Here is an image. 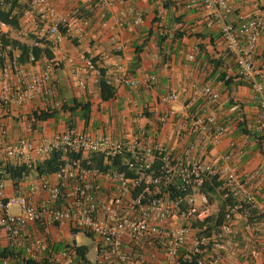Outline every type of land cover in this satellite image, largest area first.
<instances>
[{
  "label": "built area",
  "instance_id": "built-area-1",
  "mask_svg": "<svg viewBox=\"0 0 264 264\" xmlns=\"http://www.w3.org/2000/svg\"><path fill=\"white\" fill-rule=\"evenodd\" d=\"M16 0H0V8L7 9ZM193 0H186L190 7ZM123 3V0H117ZM24 13L35 12L41 19L40 37H45L53 44H60L65 34L60 30L61 22L55 16L54 7L49 0H18ZM104 10L110 7L111 0H96ZM207 19L209 24H221V36L227 50L231 53L239 76L248 79L259 95L261 115L259 122L264 123V90L259 78L264 76V60L256 63L259 39L264 32V16L257 13L251 16L237 10L233 22H226V17L233 11L228 0H207ZM102 18L105 13L100 15ZM142 22V13L137 12L133 23ZM124 20L117 19L115 25L122 27ZM8 25L0 20V57L4 66L0 74L8 69H15L21 85L10 91L7 85L0 86V106L12 103L24 104L41 96H55L56 62L46 60L41 69L23 68L15 61V51L7 39H10L6 28ZM113 25H109L111 29ZM163 33L173 36L172 29ZM121 46L117 50H121ZM12 52L10 59L9 52ZM188 59L193 56L189 55ZM83 69L76 79L82 90L87 81H98L103 76L107 83H121L133 87L136 82L131 77L112 76L113 71H104L93 57L83 61ZM154 77L145 79L153 81ZM192 95L201 97L207 108L193 112L188 104H182L181 113L187 126L183 136L190 139L189 151L194 153L188 163L183 165L177 177L181 180L178 189L192 188V194L169 197L161 194L158 172H167L169 177L175 175L172 164L174 157L165 147L156 146L157 156L164 162L151 170L154 151L143 148L146 130H138L131 139H117L110 135L95 137L84 130L69 128L52 133L39 139L33 136H21L6 141L7 128L0 123V264H143L144 252L153 248V240L162 244L163 256L160 264H178L180 250L203 253L207 245L222 240L221 247L229 248V235L232 232L235 212L249 218V226H255L264 214V205L256 200L254 193L248 189L246 181L241 179L239 168L233 160V151L223 153L217 164L203 160L208 150L221 141L227 129V122L220 119L216 112L219 104V92L211 85H200L192 82ZM179 94L171 92L163 95V104L179 101ZM60 99L54 104L59 106ZM177 114L173 108H167L158 117V124H164ZM234 143L231 147L234 148ZM53 152L79 153L80 157L67 161L54 173L43 174L36 179H23L10 182L4 178V165L33 167ZM163 153V154H162ZM102 157V165H108L117 157L124 159L127 171L117 167L102 170L92 165V158ZM132 172V175H127ZM216 175L222 182L220 189L234 196L235 205L227 206L223 223L218 232L210 238L200 239L192 227L194 222H203L212 214L208 196L199 193L198 188L207 176ZM198 195V200L195 195ZM18 206V213H12V206ZM173 217L181 222L171 225ZM171 223V224H170ZM54 231V232H53ZM78 232L92 235L96 239L95 257L84 261L75 241ZM63 233L70 239L64 240ZM58 235V236H57ZM146 241L149 247L147 248ZM145 244V245H144ZM200 245L206 248L201 249ZM260 254L253 249L248 254L249 261ZM183 257H189L187 253ZM220 256H206L202 264H215Z\"/></svg>",
  "mask_w": 264,
  "mask_h": 264
},
{
  "label": "crops",
  "instance_id": "crops-1",
  "mask_svg": "<svg viewBox=\"0 0 264 264\" xmlns=\"http://www.w3.org/2000/svg\"><path fill=\"white\" fill-rule=\"evenodd\" d=\"M111 1L113 4L104 10L96 0H49L55 16L66 28L65 38L60 44L51 42L52 59L57 64L54 69L55 95L62 101L74 98L89 101L88 119H83L82 112L78 110L74 116L59 111L54 118L32 123L30 114L33 110L47 105L58 107L51 96H41L20 105L0 106V123L7 128L5 140L12 141L27 135L39 139L69 128L84 130L95 137L108 134L117 139H131L143 128L146 130L143 148L154 151L156 146H161L170 150L178 162L175 169L178 175L180 168L195 155L188 149L190 139L183 136L187 123L181 106L188 104L193 112L207 108L203 98L192 95L190 85L194 81L200 85H211L219 92L216 112L220 119L227 122V129L218 145L203 155V160L217 164L223 153L232 150L241 179L246 181L256 200L264 205V138L258 142L242 131L244 125L248 130L264 135V123L259 122V95L252 84L224 86L223 75L237 80L236 64L221 36V24L208 23L207 0H193L190 7H186V0H123L121 4L117 0ZM164 3L170 7L169 10L164 8ZM228 3L234 9L226 17V22L234 21L237 10L248 16L257 13L264 16V0H228ZM16 12L21 13L19 25L17 28L8 26L7 34L11 39L31 43V35L40 36L42 19L35 12L24 13L22 9ZM102 12L105 13L103 18L100 16ZM137 12L142 13V22L134 24ZM117 19L124 20L125 24L122 27L115 25ZM109 25L113 27L109 29ZM165 28L179 29L185 34L173 39V36L163 33ZM118 46L122 47L121 50H117ZM189 55L193 58L188 59ZM136 56L139 62L134 64ZM87 57L95 58L104 71L112 70V76L133 78L136 85L130 87L112 82L116 93L107 101L100 99L94 79H89L86 89L82 90L77 86L76 79ZM46 60L19 65L38 70ZM263 60L264 32L259 39L256 63L260 64ZM149 77H154V80L146 83L145 79ZM259 81L264 90V76ZM3 84L10 91L20 87V77L15 69L0 74V86ZM171 92L178 93L180 100L163 104L160 98ZM167 108H173L177 114L159 125L157 119ZM106 114L114 122L117 120L118 135L109 133L108 126L100 130L94 125L95 120L104 118ZM231 143H234V148ZM37 177L34 171L27 176L28 179ZM10 182L7 180V184ZM195 196L198 200V195ZM215 198L219 199L216 208ZM222 200L221 194L214 196L210 202L212 213L218 210ZM259 220L255 226H249V218L242 212H235L229 248H222V240L217 239L215 243L208 244L206 257L218 254L220 259L215 264H264V214ZM180 222L178 217H173L170 224L175 226ZM253 249H258L260 254L249 261L247 257ZM155 263L160 264L161 260H155Z\"/></svg>",
  "mask_w": 264,
  "mask_h": 264
},
{
  "label": "trees",
  "instance_id": "trees-1",
  "mask_svg": "<svg viewBox=\"0 0 264 264\" xmlns=\"http://www.w3.org/2000/svg\"><path fill=\"white\" fill-rule=\"evenodd\" d=\"M168 1V0H167ZM17 7H21L18 3V0L14 1L9 8L4 9L0 8V20L5 22L8 26L17 28L19 25V18L21 16V13H18L15 11ZM164 8L167 10L170 9V7L167 5V3H164ZM60 30L66 35V28L62 27L60 25ZM184 31H180L179 29L174 30L173 39L180 38L184 35ZM32 42L28 43L25 41H21L18 39H7V42L10 43L12 50L15 51V61L18 64H34L36 61L42 60V59H52L53 53L51 50V42L46 39L45 37H40L38 35H31ZM165 38V37H162ZM140 52V49L137 50V53ZM10 59L13 60L12 52H9ZM95 60V58H94ZM139 62V57L136 56L134 59V64H137ZM4 58L0 57V66H4ZM216 66V63H215ZM237 74V73H236ZM239 81H235L233 77H227L226 75L222 76V80L225 87H230L234 84H246L248 86L251 85V83H248L245 81V79L238 74L235 77ZM98 88H99V96L100 99L103 101H107L111 99L115 93L116 89L112 84L107 83L106 79L103 76L99 78L97 81ZM53 97L52 100L58 99V97ZM60 105L57 108H51L50 106H46L44 108H37L32 111L30 114V118L32 120V123L42 122L45 120H48L49 118H54L55 115L59 111H66L71 114V116H74L75 111H81L83 115V119L87 120L89 113H90V103L89 101H82L77 99H71L70 101L60 100ZM242 131L244 134H246L249 137H252L255 141L260 142L264 135H259L256 131L248 130L244 125H242ZM155 157L152 160V166L151 170H155L161 166H164V162L159 159L157 156V151H154ZM163 154V153H162ZM172 154V152H171ZM173 156V154H172ZM80 157L79 153H61V152H53L49 155L48 158L41 162H36L33 167H26L23 165L20 166H14L12 164H6L4 165V178L6 180H10L12 182L19 181L23 179L25 176H27L30 172L34 171L36 175L40 176L43 174H51L59 170L61 166H63L67 161L75 159ZM174 157V156H173ZM124 159L121 157H117L111 161L108 165L103 166L102 165V157L100 155H96L92 158V165L98 166L102 168V170L112 169V168H118L121 171L126 172L127 171V165L124 164ZM172 164L174 168L176 169L178 167V162L176 161L175 157L172 161ZM127 175H132V172H127ZM159 177V188L161 190V194H168L169 197H175L176 195H187L192 194L194 191L192 188H186V189H178L177 186L181 185V180L177 177V175H173L169 177V173L167 172H158L157 173ZM221 180L216 175L207 176L205 180L203 181L202 185L198 188L199 193H204L208 196L210 202L213 200L214 196L217 194H221L223 196V200L221 202L220 207L218 210L214 213H212L208 218H206L203 222H194L192 223V227L196 231V235L202 239V238H210L212 233L218 232V229L220 225L223 223L224 216H225V210L227 206H233L235 205L234 196L226 191L220 189L221 186ZM243 209H239V212H242ZM251 217L249 216V219ZM87 236L94 238L92 235L88 234ZM154 247L149 249L148 241H146L147 250L144 252L145 259L143 260V264H156V259H162L163 256V250H162V244L159 240H153L152 241ZM210 247V245H207ZM201 249L206 248L205 245H200ZM208 250V249H207ZM77 251L80 255V257L84 260H88V247L84 244L77 246ZM187 253L189 257H183V254ZM7 252L0 251V255H5ZM159 255V257H158ZM157 256V257H154ZM206 256V251L203 253H197V252H188L187 248H182L180 250L178 264H202L203 258ZM154 257V260L152 259Z\"/></svg>",
  "mask_w": 264,
  "mask_h": 264
},
{
  "label": "rangeland",
  "instance_id": "rangeland-1",
  "mask_svg": "<svg viewBox=\"0 0 264 264\" xmlns=\"http://www.w3.org/2000/svg\"><path fill=\"white\" fill-rule=\"evenodd\" d=\"M108 116L109 115L106 114L104 116V118H102V119H97V120L93 119V121L95 120L94 121V125L100 127V130H103L106 126H108L107 128L109 129V131H108L109 133L113 132L115 135H118L119 134V130H118L119 128L116 126L117 120H115V122H114ZM214 200H215V208H216V207H218L219 199L215 198ZM18 210H19L18 206H16V205L12 206V208H11V212L12 213H18ZM70 238L71 237H70L69 234H65L64 235V240L70 239ZM75 241L79 245L84 244V245H86L88 247L89 251H88L87 256H88L89 259L93 260L94 257H95L94 248H95V244H96V239L85 235L83 232H78L76 234V236H75ZM154 257H157V256H154ZM154 257L152 258L153 260H154ZM158 257H159V255H158ZM156 260H158V259H156Z\"/></svg>",
  "mask_w": 264,
  "mask_h": 264
}]
</instances>
